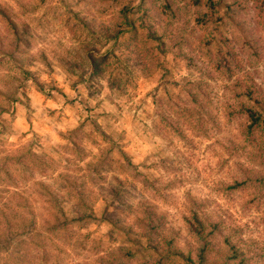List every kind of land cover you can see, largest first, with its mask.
Segmentation results:
<instances>
[{
  "label": "clouds",
  "instance_id": "9594fccd",
  "mask_svg": "<svg viewBox=\"0 0 264 264\" xmlns=\"http://www.w3.org/2000/svg\"><path fill=\"white\" fill-rule=\"evenodd\" d=\"M135 3L0 0V121L13 130L6 139L41 167L63 173L56 184L82 181L88 188L77 200L65 196L70 191L65 187L64 199L54 197L47 212L37 208L33 215L14 203H0V264H185L189 253L192 264H200L196 257L208 237L178 227L182 217L191 216L218 221V242L206 253V264L223 261L220 237L249 254L264 247V0H223L211 16L219 17L207 37L211 44L187 48L180 42L187 44L200 32L192 21L202 4L190 0L175 21L157 15L151 23L160 41L145 47L129 39L125 25L140 15ZM125 7L132 13L122 15ZM170 56L192 64L173 77L180 81L175 89L180 99L172 95L171 102H158L154 114L149 107L147 119L138 114L140 120L133 122L123 104L127 97L116 87L170 67ZM89 80L103 87L99 100L107 97L116 106L103 124L97 121L93 139L102 142L95 152L83 149L91 140L82 139L57 111L53 120L66 139L63 147L53 145L40 135L53 107L49 89L55 85L71 98ZM120 107L124 113L117 112ZM73 144L83 149L79 158ZM203 144H212L215 154ZM161 148L168 155L176 152L182 162L163 176L149 174L141 161ZM100 159L113 164L136 193L118 221L107 219L113 212L107 191L113 173L91 172ZM33 183L25 187L30 190ZM161 204L171 223L145 216L146 208L159 211ZM176 235L180 242L174 250L168 240Z\"/></svg>",
  "mask_w": 264,
  "mask_h": 264
},
{
  "label": "rangeland",
  "instance_id": "374dc122",
  "mask_svg": "<svg viewBox=\"0 0 264 264\" xmlns=\"http://www.w3.org/2000/svg\"><path fill=\"white\" fill-rule=\"evenodd\" d=\"M189 2L190 0H138V3H135L134 7L140 15L135 19L129 18L125 20V25L129 32V39L138 46L141 43L145 47L153 43L158 44L160 37L157 31L153 30L154 25L151 21L157 15H163L168 17L170 21H175L182 16L185 6ZM196 4L198 6L203 5L199 7V15L192 21L200 29V32L198 34L193 32L188 38L187 44L183 40L180 42L185 48L189 45L194 47H199L200 45L208 47L211 44V40L207 37L211 32H215L216 20L219 19L217 17L216 20H213L211 16L214 9L222 6L223 0H215V3L212 0H196ZM121 13L127 16L132 13V9L125 7L121 10ZM204 18L207 19L204 20ZM164 54L163 52L161 53V55ZM170 60L172 61L170 67H166L160 71H152L148 74L142 73L143 79L138 80L135 84H128L124 89L116 87V90L122 96L127 97L123 101V104L127 105V112L131 113L133 122L140 120V115H143L147 119L149 107L152 108L154 114L158 102L161 104L165 100L171 102L172 95H177V98L180 99L179 95L175 92L180 81L173 77L181 71L189 70L192 64L189 59H185L183 56H170ZM138 63H144L143 57L139 59ZM82 83L83 91L77 92L76 96L71 98H66L64 89L58 88L55 85L49 89L47 100L53 107L48 111V127H42L40 135L50 139L53 145L61 144L66 139L63 132L57 130L56 121L53 120L56 112L61 111L64 120L72 126L73 130L80 132L82 139L91 140L90 144H83V149L95 152L97 151L96 145L102 142L101 139H93L99 127L97 121L103 124L112 115L113 109L116 106L107 97L104 100L98 99L103 93L102 86H97L91 80L82 81ZM42 87L40 86L39 90H42ZM111 87L113 86H110V90ZM68 88L71 91H75L74 86L69 85ZM193 103L195 102L193 101ZM133 108L135 111H132ZM124 111L125 109L123 107L117 109L118 113H124ZM81 113L89 115H86L84 120H78L77 116ZM29 131H31L30 125ZM12 135L13 130L11 127L6 122L0 121V173H2L0 175V203H4L5 201L8 204L14 203L17 208L28 212V215H33L37 208L44 209L47 212L52 207L54 197L55 199H64L60 193L64 192L65 187L70 189V191L65 193V196L69 199L75 197L79 200L88 194L87 184L82 181L56 184L57 179L63 178V173L51 166L41 167L37 161L27 157L21 151L20 147H17L14 143L6 139V137ZM204 139L207 140V137H204ZM9 144H11V147H8ZM61 147H63L62 144ZM203 147L206 152L215 154L212 144H203ZM30 149L31 145H29ZM73 149L75 150L74 155L79 158V153L83 149L78 148L76 144H73ZM51 152L54 156L59 155L55 147L51 148ZM46 155L48 154L46 153ZM181 162V157L176 152L168 155L166 149L161 148L157 152L146 154L141 161V166L146 172L151 170L149 174L159 172L163 176L167 170ZM81 167L86 169L89 168V165L83 164ZM100 171L113 173L111 179L114 181V185L107 190L108 195L111 197L110 203L113 207V212L107 219H109V222L118 221L120 219L119 213L127 210V199L136 195L134 187L132 185L126 186V182L120 180L116 174V167L105 159H100L94 167H91V172L96 175H99ZM29 180H34L30 190L28 187H25L28 185ZM159 207V211H154L153 208H146L145 216L152 217L153 219L159 217L163 223H171L168 219L167 212L163 210V204ZM217 223L218 221L197 219L195 216H191L190 218L182 217L180 219L178 225L180 230L185 232L190 231L197 235L204 233L208 237L207 243L196 257L200 261V264H206V253L210 247H214L218 242L217 237L219 236V232L217 231ZM220 240L225 245V256L220 264H264V247H258L254 252L249 254V250L247 249L238 250L235 245H230L228 238L220 237ZM179 242L180 237L176 235L169 238L168 246L175 250ZM177 259L183 260L184 257H177ZM185 264H192L190 253L187 256Z\"/></svg>",
  "mask_w": 264,
  "mask_h": 264
}]
</instances>
